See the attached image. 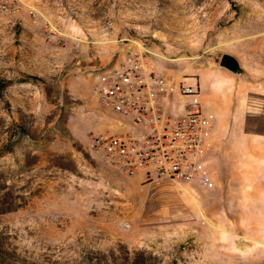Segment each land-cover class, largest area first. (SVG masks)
<instances>
[{"label":"rangeland","instance_id":"1","mask_svg":"<svg viewBox=\"0 0 264 264\" xmlns=\"http://www.w3.org/2000/svg\"><path fill=\"white\" fill-rule=\"evenodd\" d=\"M24 1L36 17L0 15V264H264V169L240 153L264 134V0ZM136 53L174 81L170 113L198 84L212 187L92 153L90 132L129 128L92 95L99 69ZM223 53L236 81L203 76Z\"/></svg>","mask_w":264,"mask_h":264},{"label":"built area","instance_id":"2","mask_svg":"<svg viewBox=\"0 0 264 264\" xmlns=\"http://www.w3.org/2000/svg\"><path fill=\"white\" fill-rule=\"evenodd\" d=\"M22 12L38 15L36 7L24 0H0V15ZM45 27L51 37L58 33L49 21ZM175 85L187 102L182 112L170 113L168 96L174 81L151 69L142 53L100 67L92 95L117 118L118 126L129 128L90 132V149L127 177L169 180L192 189L212 187L206 159L212 125L201 110L199 86L182 81Z\"/></svg>","mask_w":264,"mask_h":264},{"label":"crops","instance_id":"3","mask_svg":"<svg viewBox=\"0 0 264 264\" xmlns=\"http://www.w3.org/2000/svg\"><path fill=\"white\" fill-rule=\"evenodd\" d=\"M222 68L223 67H221L220 65H218L217 67H213L210 69L211 71L209 73H206V72L203 73V76L213 75L214 72L219 73L220 71L218 70H221ZM223 69L227 70L228 72L232 74L231 75L226 71L224 73L230 80H235V81L237 80L236 75L233 72L229 71L226 68H223ZM191 79L194 81L197 80V78L196 79L191 78ZM251 141L256 144H253L252 146H250V148H247L245 150L244 149L240 150V153L242 155L241 158L244 159V161H242L241 163L243 164V166L247 165L248 167H251V169H255V170L264 169V134L254 135ZM209 142H210V137L207 140V149L209 146ZM136 179L142 180L143 177L139 176V177H136Z\"/></svg>","mask_w":264,"mask_h":264},{"label":"water","instance_id":"4","mask_svg":"<svg viewBox=\"0 0 264 264\" xmlns=\"http://www.w3.org/2000/svg\"><path fill=\"white\" fill-rule=\"evenodd\" d=\"M219 65L223 68L228 69L229 71L233 72L234 74H241L243 69L240 65L239 60L230 53H223L220 60Z\"/></svg>","mask_w":264,"mask_h":264}]
</instances>
